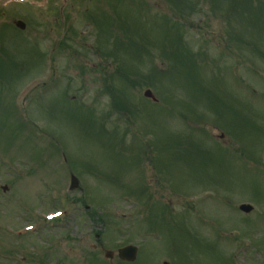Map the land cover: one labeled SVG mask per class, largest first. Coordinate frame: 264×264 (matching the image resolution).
<instances>
[{
    "label": "rangeland",
    "instance_id": "1",
    "mask_svg": "<svg viewBox=\"0 0 264 264\" xmlns=\"http://www.w3.org/2000/svg\"><path fill=\"white\" fill-rule=\"evenodd\" d=\"M135 3L0 0V231L16 237L10 264L44 253L55 263L71 247L70 260L85 264L80 240L95 243L96 233L152 250L145 259L216 244L206 264H264V0ZM182 153L192 160L177 161ZM69 172L80 190L69 191ZM216 186L229 198L218 200ZM245 201L253 213L240 212ZM59 209L58 225L45 222ZM10 236L0 232V253L14 248Z\"/></svg>",
    "mask_w": 264,
    "mask_h": 264
},
{
    "label": "flooded vegetation",
    "instance_id": "2",
    "mask_svg": "<svg viewBox=\"0 0 264 264\" xmlns=\"http://www.w3.org/2000/svg\"><path fill=\"white\" fill-rule=\"evenodd\" d=\"M99 247H101V249H103L104 245L101 243V244H99ZM108 264H142V263H137V261H134V262L125 261V260L120 258L118 253L114 252L112 254V257L110 259H108ZM146 264H149V263H146Z\"/></svg>",
    "mask_w": 264,
    "mask_h": 264
},
{
    "label": "water",
    "instance_id": "3",
    "mask_svg": "<svg viewBox=\"0 0 264 264\" xmlns=\"http://www.w3.org/2000/svg\"><path fill=\"white\" fill-rule=\"evenodd\" d=\"M21 26H22V27H24V25H23V24H21ZM146 94H147V95H149L150 93H149V92H147ZM74 181H75V180H74ZM74 185L76 186V183H75V182H74ZM244 207H245V206H244ZM244 207H243V208H244ZM247 207H248V206H247ZM250 209H251V207H248V208H246V210H250Z\"/></svg>",
    "mask_w": 264,
    "mask_h": 264
}]
</instances>
